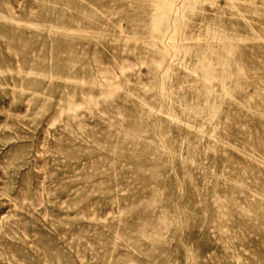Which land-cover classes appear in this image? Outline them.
Returning <instances> with one entry per match:
<instances>
[{"label":"rangeland","instance_id":"rangeland-1","mask_svg":"<svg viewBox=\"0 0 264 264\" xmlns=\"http://www.w3.org/2000/svg\"><path fill=\"white\" fill-rule=\"evenodd\" d=\"M0 264H264V0H0Z\"/></svg>","mask_w":264,"mask_h":264}]
</instances>
